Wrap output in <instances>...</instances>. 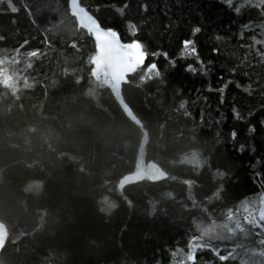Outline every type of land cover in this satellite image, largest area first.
I'll list each match as a JSON object with an SVG mask.
<instances>
[{
	"label": "trees",
	"instance_id": "1",
	"mask_svg": "<svg viewBox=\"0 0 264 264\" xmlns=\"http://www.w3.org/2000/svg\"><path fill=\"white\" fill-rule=\"evenodd\" d=\"M14 3L19 12H0V221L7 226L0 264H173L172 252L187 251L190 236L222 246L221 255L233 252L220 261L198 250L199 264H264V227L249 222L264 201V59L257 52L264 45L250 39L264 32V15L206 0H81L121 39L169 54L146 57L161 78L136 69L115 91L90 71L95 40L69 0ZM185 38L195 40L204 65L180 57ZM36 48L37 56H23ZM145 135L144 157L165 172L161 179L132 177Z\"/></svg>",
	"mask_w": 264,
	"mask_h": 264
},
{
	"label": "snow or ice",
	"instance_id": "2",
	"mask_svg": "<svg viewBox=\"0 0 264 264\" xmlns=\"http://www.w3.org/2000/svg\"><path fill=\"white\" fill-rule=\"evenodd\" d=\"M6 3L7 8L0 7V12H5L10 10L12 13H17L20 11V8L17 7L14 0H0V4ZM70 3V10L75 18L78 26L86 30L88 33L94 37L95 40V53L91 55L89 59V63L92 65L90 71H92L93 75H105L112 78H119L123 75L125 78L128 76V70L131 69L135 71L136 69H142L148 73V78L156 79L162 77V72L160 67L158 66L155 59L149 61L145 64L146 57L150 54L155 57L157 54H162L165 57H168V53L162 50H158L157 52L149 53L145 47L144 42L141 39H129L127 41L121 39L119 31L114 27H105L102 26L101 21L97 18V15L93 14V11H90L88 7H86L81 0H69ZM208 5H211L213 8L219 5H226L229 8L233 9L235 14H242V10L245 7H254L259 10L261 15H264V0H239L237 4L234 5V0H206ZM98 7V6H97ZM126 7V5L124 6ZM124 7H121L119 11L121 13L124 12ZM144 9L148 8V4H142ZM24 10L31 16L32 9L29 7L27 3L23 4ZM13 23H15V18H13ZM128 26L130 32L133 34L139 31V28L136 27L133 21H128ZM253 27V22L249 20L241 25V31L239 35L241 37L244 36V29H250ZM264 28V25L260 26ZM201 31V27L199 25L195 26L192 29L193 33H199ZM219 38V37H217ZM5 37L0 35V41L4 40ZM253 44H262L264 45V32L260 33V38L253 35L250 37ZM28 40L25 39L23 44H28ZM71 43L76 45V41L72 40ZM182 49L180 51V57H194L195 60L200 64L204 65L205 61L201 58L199 54V49L196 46V42L194 39L185 38L182 40ZM23 45L15 48V53L17 58L19 59L21 54V48ZM6 51L4 48H0V52ZM214 52H218V48H213ZM40 49H32L23 53V56L28 58L35 57L39 54ZM258 54L262 59H264V52H261L257 49ZM170 62L175 65L176 61L174 58H170ZM33 61L31 59H26V64L31 67ZM185 70L196 72L198 71L197 67L193 63H186L184 65ZM200 71H207L206 68L201 67ZM232 72H236L235 68L231 69ZM229 82H232L231 80ZM237 87H241L239 81H235ZM227 83L221 85L219 92L221 93V101H223L224 97L222 93L227 88ZM209 90H212L211 84L208 85ZM250 87V85H249ZM248 89L245 88V91ZM207 99V98H205ZM186 102H181V107L184 106ZM264 107V106H262ZM232 112L235 117L238 119H245L246 117L241 114V111L237 107L232 108ZM248 116L252 115V112L249 111L247 113ZM261 124H264V120L260 121ZM256 131V126L254 124L249 123L248 125V132L254 133ZM231 137L233 139L237 136V130L234 128L231 133ZM245 145L240 144L239 150L244 151ZM224 175L223 172L220 173ZM257 176L260 174L257 173ZM264 187V185H262ZM264 198V191H261L259 194L258 200ZM246 200H242L239 202L238 206L244 204ZM258 215L255 218H249V222L251 224H258L260 227H264V209H257ZM221 247L222 246H214L213 243L205 242L202 239H198L195 237L190 236L187 244V251H185L182 247H177L172 252V260L173 264H199L197 252L198 250H210L216 257L219 258L220 261H225L229 259L233 255V252H227L224 255H221ZM179 255V259L177 256Z\"/></svg>",
	"mask_w": 264,
	"mask_h": 264
},
{
	"label": "rangeland",
	"instance_id": "3",
	"mask_svg": "<svg viewBox=\"0 0 264 264\" xmlns=\"http://www.w3.org/2000/svg\"><path fill=\"white\" fill-rule=\"evenodd\" d=\"M133 70L129 69L128 72H132ZM97 77L103 78L112 88H114L115 91H118L119 88V83L121 80H125L126 78L121 75L119 78H112L105 76L103 74L101 75H96ZM120 98V97H119ZM123 102V100H122ZM124 108L127 111L129 115H132L131 110L128 108V106L123 102ZM145 146H146V135L143 138V141L141 143V148L139 152V160H138V165H137V170L134 172L132 177H138V178H148V179H161L165 177V172L156 164L150 163L146 161L144 154H145ZM129 177V178H132ZM127 179V178H126ZM125 179V180H126ZM123 184L125 181L122 182ZM3 241L0 240V247L2 245Z\"/></svg>",
	"mask_w": 264,
	"mask_h": 264
},
{
	"label": "water",
	"instance_id": "4",
	"mask_svg": "<svg viewBox=\"0 0 264 264\" xmlns=\"http://www.w3.org/2000/svg\"><path fill=\"white\" fill-rule=\"evenodd\" d=\"M260 209H264V201L263 203L259 206ZM258 215V212H257ZM7 236V226L5 225L4 222L0 221V240L4 241Z\"/></svg>",
	"mask_w": 264,
	"mask_h": 264
}]
</instances>
